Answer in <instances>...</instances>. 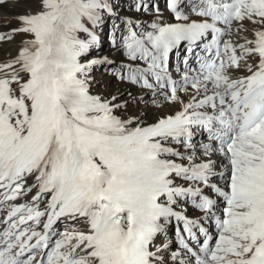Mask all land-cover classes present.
Returning a JSON list of instances; mask_svg holds the SVG:
<instances>
[{
  "label": "snow or ice",
  "instance_id": "6c2138e0",
  "mask_svg": "<svg viewBox=\"0 0 264 264\" xmlns=\"http://www.w3.org/2000/svg\"><path fill=\"white\" fill-rule=\"evenodd\" d=\"M31 2L0 32V264H264V0Z\"/></svg>",
  "mask_w": 264,
  "mask_h": 264
},
{
  "label": "rangeland",
  "instance_id": "374dc122",
  "mask_svg": "<svg viewBox=\"0 0 264 264\" xmlns=\"http://www.w3.org/2000/svg\"><path fill=\"white\" fill-rule=\"evenodd\" d=\"M161 11H165V0H155ZM34 7L31 0H6L0 4V32H7L17 25L16 17L20 13ZM124 14H130L125 11ZM165 15H167L165 11ZM235 39V37H233ZM20 37L17 36L12 42H0V62L7 58V54L13 52L15 45L19 43ZM102 54H107L106 48L102 50ZM3 213H0L2 216ZM170 238L174 239V235L170 234Z\"/></svg>",
  "mask_w": 264,
  "mask_h": 264
}]
</instances>
